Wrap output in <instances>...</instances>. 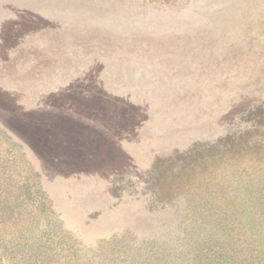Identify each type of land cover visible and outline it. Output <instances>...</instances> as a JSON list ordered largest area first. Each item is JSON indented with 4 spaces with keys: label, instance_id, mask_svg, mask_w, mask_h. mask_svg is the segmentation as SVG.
I'll list each match as a JSON object with an SVG mask.
<instances>
[{
    "label": "rangeland",
    "instance_id": "rangeland-1",
    "mask_svg": "<svg viewBox=\"0 0 264 264\" xmlns=\"http://www.w3.org/2000/svg\"><path fill=\"white\" fill-rule=\"evenodd\" d=\"M259 106L264 0H0V264H84L262 180L244 141L184 162Z\"/></svg>",
    "mask_w": 264,
    "mask_h": 264
},
{
    "label": "trees",
    "instance_id": "trees-1",
    "mask_svg": "<svg viewBox=\"0 0 264 264\" xmlns=\"http://www.w3.org/2000/svg\"><path fill=\"white\" fill-rule=\"evenodd\" d=\"M247 120L241 131L197 144L185 153L189 158L184 162L189 163L195 154L214 152L224 157L243 141L249 152L263 155L259 158L263 160L264 141L252 142L249 137L264 121V106L251 110ZM261 168L262 180L249 179L240 188L233 183L232 198H225L221 183L199 185L196 202L184 199L181 214L167 233L139 237L125 232L98 240L85 249L84 264H264V164ZM41 255V261L27 263L49 264Z\"/></svg>",
    "mask_w": 264,
    "mask_h": 264
}]
</instances>
